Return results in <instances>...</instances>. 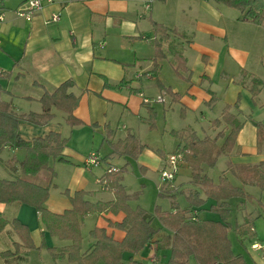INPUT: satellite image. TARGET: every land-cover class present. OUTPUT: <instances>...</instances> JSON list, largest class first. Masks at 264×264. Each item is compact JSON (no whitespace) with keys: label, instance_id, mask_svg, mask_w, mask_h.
<instances>
[{"label":"crops","instance_id":"obj_1","mask_svg":"<svg viewBox=\"0 0 264 264\" xmlns=\"http://www.w3.org/2000/svg\"><path fill=\"white\" fill-rule=\"evenodd\" d=\"M24 1L9 0L3 4L0 73L9 75L0 77L1 99L11 105L16 117L21 118L18 122L21 139L31 141L55 132L67 140L61 155L68 163L49 161L55 178L44 208L53 214H63L72 208L69 198L76 191H84V200L91 204L113 201V189L104 186L105 183L100 184L99 179L107 168L115 167L124 169L121 184L126 193L140 192L139 199L128 205L132 209L137 206L145 209L139 204L141 191H128L124 177L133 166L131 161L143 176L150 172L159 174L169 154L141 143L133 129L120 122L125 112L144 119L148 117V108L157 114L150 102H144L143 95V83H155L157 79L164 87H158L159 93L169 99L163 111L168 113L174 103L179 107L181 129L170 130L177 132L176 138L184 143L190 133H195L199 139L214 138L225 125L222 123L215 128L212 121L221 118L226 106L242 123L232 150L217 157L215 166L219 161L223 166L216 176L206 173V168H211L203 164L201 167L214 185L225 175L231 185L251 196V199L238 197L228 201L231 217L227 221V236L233 253L243 256L246 264H264V191L243 184L228 169L229 164L254 166L264 161V144L260 148L257 146V129L252 123L264 124V24L242 20L241 14L228 7L225 0H72L45 4L31 21L15 13ZM56 13H59L58 20L52 21ZM152 22L184 37L170 34L164 39L161 33L154 31ZM155 41L161 45L163 58L155 55ZM174 50L182 52L186 70L175 71ZM164 61L172 66L170 81L162 76ZM154 64L157 65L155 75ZM252 78L262 82L261 91L255 97L249 91ZM67 80L74 84L69 92L78 98L73 115L83 124L73 127L66 124V114L55 107L50 111L53 118L42 125L22 119L29 114L42 113L39 100L43 94L52 93ZM168 88L177 96L176 100L165 91ZM115 112L119 117L112 125ZM193 121L203 124L200 129L204 135L196 132ZM128 132L138 145L146 146L134 157L124 153V146L114 148ZM220 140L216 142L218 147L223 142ZM181 141L176 150L182 146ZM105 145V152L98 155V167L86 165V158L94 151L100 154ZM24 157L23 149L5 146L0 152V180L26 178L44 186L50 172L22 175L20 164ZM184 167L187 165L181 166L175 179L165 185L161 184L159 175L158 195L169 202L155 207L171 213L186 209V196L198 191L205 204L189 209L188 215L220 221L219 215L208 210L215 202L206 198L202 186L191 182V170L187 167L188 171L183 172ZM150 214L157 234L151 244L138 253H123L122 264H129V259L135 264H148L151 258H156L158 264H165L169 258L170 246L158 251L156 247L163 238L171 237L173 231L162 224L155 225L159 220L154 212ZM124 216L122 211L112 212L107 208L84 215L80 220L81 254L95 243L90 236L94 229H103L108 236L121 241L125 231L113 224L120 223ZM13 220L25 226L28 233L21 232L22 237L19 236L11 227ZM70 243L46 231L40 213L33 206L0 202V264H76L66 258L54 259L48 251ZM188 264L197 263L190 257Z\"/></svg>","mask_w":264,"mask_h":264},{"label":"trees","instance_id":"obj_2","mask_svg":"<svg viewBox=\"0 0 264 264\" xmlns=\"http://www.w3.org/2000/svg\"><path fill=\"white\" fill-rule=\"evenodd\" d=\"M6 0H0V6H3ZM228 7L237 10L242 20L249 21L255 25L264 24V0H225ZM156 33H161L164 39L170 34L183 38L184 36L175 30H168L160 24L152 22ZM155 55L157 58H163L161 45L155 41ZM173 58L176 61L175 71L186 70L185 59L180 50L173 51ZM157 65L153 66V74ZM9 75L6 72L0 73L1 76ZM156 84L160 89L164 87L156 79ZM73 82L67 80L60 84L52 93L45 92L39 102L42 105V113L29 114L22 119L42 125L53 118L52 107L66 114L65 122L70 126H77L83 122L73 115V110L78 104V98L69 92L73 87ZM262 82L258 78H252L249 91L252 97L258 95L261 91ZM173 99L177 96L170 89H165ZM3 93L0 87V152L5 146L14 149H23L25 157L20 164V171L24 176H35L41 171L50 172V178L44 186L37 185L26 178H16L14 180H0V202L3 203H25L33 206L39 213L41 223L46 231L60 240L70 241V245L62 248L48 249L54 259L66 258L69 262L76 264H96L98 261L104 264H122V254L125 252L136 254L146 245L151 244L157 234V229L153 228L151 223L153 216L145 209L137 206L132 209L128 202L138 200L140 192L131 194L126 193L122 182L123 168L108 172L106 169L104 175L99 179V183H106L113 189L115 198L108 203L91 204L84 200L86 193L76 191L70 202L72 208L63 214H53L44 208V202L48 198L49 189L53 186L55 173L49 167L51 159L60 163H68L62 155L63 146L67 140L62 139L58 133L50 132L45 137L34 138L31 141L21 139L18 134V122L21 118L12 113L11 105L1 99ZM176 100V99H174ZM229 106L224 108L221 118L212 121V127L218 128L224 123L214 138L204 137L199 139L195 133H190L187 141L182 147L178 146V151L184 155V162L191 170V182L204 188L206 198L215 202L209 207V211L219 215L220 221H206L196 216L188 215L189 209L200 208L205 204V199L201 198L198 191L190 192L186 196L188 208L177 210L174 213L164 212L157 206L154 209V215L159 222L169 227L173 234L171 237L163 238L157 244L156 251L170 246L169 258L165 264H188L190 257H193L197 264H246L243 256L236 255L231 250V243L227 236L229 224L227 221L231 217L228 201L231 198L251 199L241 188L230 184L227 177L222 175L218 183L214 185L211 179L204 174L201 164L208 168H213L217 157L229 153L234 147L235 139L242 127V123L237 116L229 112ZM148 117L144 119L150 129L155 127V112L148 108ZM257 129V146L260 148L264 144V124L252 122ZM226 130L228 133L226 134ZM172 135L178 136L177 132L172 131ZM108 135L110 132L108 131ZM223 139L221 146L216 142ZM124 146V153L134 157L138 151H141L144 145H138L135 137L128 132L125 139L114 144V148ZM110 168V167H109ZM229 171L237 177L243 184L254 185L264 191V161L254 166H232L228 165ZM105 208L112 212L122 211L125 216L120 223L113 224V227L125 231V236L121 241L114 240L108 236L103 229H94L90 236L96 241L92 248L81 254V233L80 220L88 213L102 211ZM12 229L22 237L21 232L28 233L27 228L18 221L11 222ZM28 248L32 246L28 244ZM129 264H135L131 259ZM158 264V262H157Z\"/></svg>","mask_w":264,"mask_h":264},{"label":"rangeland","instance_id":"obj_3","mask_svg":"<svg viewBox=\"0 0 264 264\" xmlns=\"http://www.w3.org/2000/svg\"><path fill=\"white\" fill-rule=\"evenodd\" d=\"M170 66L171 65H169L168 62L164 61L162 76L167 81H170L173 77L172 66L171 67ZM179 83L178 84L180 86L183 85L182 82ZM143 95L144 98H146L150 102V104L156 108L157 114L155 115V120H154L155 127L153 129H150L148 123L144 120V118H140L137 115L130 112H125V115H123L120 125H126L127 127H131L133 129L132 132L137 135L141 143L147 144L154 149H160L162 154L167 155L176 152L177 151L176 147L178 145V142L181 141V139H178L174 135H172L171 130L179 131L182 125V121L179 118V107L177 103H174L172 106L174 110L171 108L168 111V113H165L163 111V106L166 107L169 104L168 103L169 99L166 96L159 93V88L156 82L143 83ZM158 97L160 98L162 97L164 99V103L159 102L157 100ZM118 117H119L118 113L115 112L114 116L112 117V125H114L113 120L118 119ZM201 125L203 126V124L193 121L192 126L199 135L201 134L204 135V132L200 129ZM221 141L222 140H218V142ZM181 142H182L181 145L183 146L185 143L184 141ZM106 149L107 146L105 145L102 146L101 151L99 152L100 154H98L96 151H94L93 153L96 152L97 155L102 156V152H105ZM131 163L133 164V166L129 169V172L126 173L123 183L127 187L128 191L130 190L141 191V198L139 200V204H141L145 209L149 210L150 213H153L156 205L163 207L164 202H169L166 197L160 198L158 195L156 184L159 181L160 174H158L157 172L156 173L150 172L148 173V175L143 176V174L139 171L138 167L134 165V162L131 161ZM204 165L205 164H203V166ZM222 166H223L222 162L220 163L219 161L214 168L211 169L206 168L207 170L206 173L208 174V176L215 177L216 174L222 169ZM183 169H184L183 172L188 171L187 167H184ZM96 170H98V172L101 171V169H97V168ZM180 175H182V171ZM142 177L147 178L148 181L143 179ZM142 184H146V187H144ZM145 196L147 197V199L145 198L146 201L143 203V198ZM154 224L161 225V223L157 221L154 222Z\"/></svg>","mask_w":264,"mask_h":264},{"label":"built area","instance_id":"obj_4","mask_svg":"<svg viewBox=\"0 0 264 264\" xmlns=\"http://www.w3.org/2000/svg\"><path fill=\"white\" fill-rule=\"evenodd\" d=\"M72 0H25L22 5L16 10V14L19 17L24 18L26 21H31L34 15L40 11L45 4H52L55 2L68 3ZM59 13L53 14L51 17L52 21H57ZM4 20V8L0 6V22ZM159 102L162 101L160 97L157 99ZM145 103H149L147 99H144ZM86 165L98 166L100 164V158L97 154H90L86 160ZM184 164V155L180 151H176L167 156L165 164L160 170V181L162 185L172 182L177 176L181 166ZM116 171L115 167L108 168V172ZM106 186V183L104 184ZM148 264H157L156 258H151Z\"/></svg>","mask_w":264,"mask_h":264}]
</instances>
